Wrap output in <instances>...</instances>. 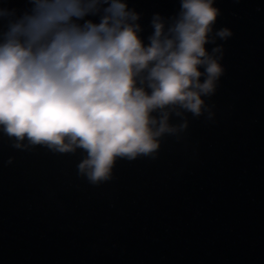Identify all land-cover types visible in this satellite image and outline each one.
I'll list each match as a JSON object with an SVG mask.
<instances>
[{
    "label": "water",
    "instance_id": "1",
    "mask_svg": "<svg viewBox=\"0 0 264 264\" xmlns=\"http://www.w3.org/2000/svg\"><path fill=\"white\" fill-rule=\"evenodd\" d=\"M180 2L124 0L145 45L153 18L167 31ZM105 6L84 19L98 23ZM212 6L204 47L222 71L199 114L154 110L153 127L167 112L172 130L148 153L116 156L107 178L80 169V146L60 151L0 127V264H264V0Z\"/></svg>",
    "mask_w": 264,
    "mask_h": 264
},
{
    "label": "clouds",
    "instance_id": "2",
    "mask_svg": "<svg viewBox=\"0 0 264 264\" xmlns=\"http://www.w3.org/2000/svg\"><path fill=\"white\" fill-rule=\"evenodd\" d=\"M101 4L98 23L84 19ZM30 5L19 16L0 6L6 24L0 30V127L60 151L84 148L88 155L79 167L93 181L107 178L116 156L148 153L157 147L154 137L172 130L167 112L153 127L154 110L179 105L199 114L201 94L213 90L222 71L204 47L217 15L213 0H181L167 31L155 16L147 45L137 35L139 25L129 22L137 14L124 0Z\"/></svg>",
    "mask_w": 264,
    "mask_h": 264
}]
</instances>
